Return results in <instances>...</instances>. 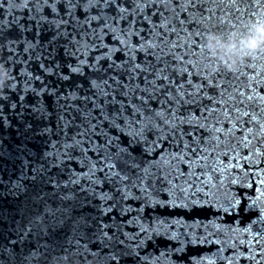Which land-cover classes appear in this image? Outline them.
Returning a JSON list of instances; mask_svg holds the SVG:
<instances>
[{
  "label": "water",
  "instance_id": "95a60500",
  "mask_svg": "<svg viewBox=\"0 0 264 264\" xmlns=\"http://www.w3.org/2000/svg\"><path fill=\"white\" fill-rule=\"evenodd\" d=\"M65 3L0 8V264H264V55L202 48L264 0Z\"/></svg>",
  "mask_w": 264,
  "mask_h": 264
},
{
  "label": "clouds",
  "instance_id": "9594fccd",
  "mask_svg": "<svg viewBox=\"0 0 264 264\" xmlns=\"http://www.w3.org/2000/svg\"><path fill=\"white\" fill-rule=\"evenodd\" d=\"M203 51L218 68L235 72L249 59L264 55V10L243 27L230 30L208 29L203 37ZM9 70L0 63V92L8 86Z\"/></svg>",
  "mask_w": 264,
  "mask_h": 264
},
{
  "label": "snow or ice",
  "instance_id": "6c2138e0",
  "mask_svg": "<svg viewBox=\"0 0 264 264\" xmlns=\"http://www.w3.org/2000/svg\"><path fill=\"white\" fill-rule=\"evenodd\" d=\"M100 2V0H89L90 6H95L96 4H98ZM103 3L107 6V7H113V5H118L120 3V0H103ZM4 4H3V0H0V8H3ZM65 6L67 7H71L74 6L73 5V0H66ZM123 11V10H121ZM3 29H0V32H2ZM43 67V66H41ZM56 67H59V65H56ZM6 69H8L5 66ZM68 68L70 70V73H74V74H81V69L80 67L76 66H72L71 64L68 65ZM11 74L9 72V80L11 79ZM38 79V78H37ZM61 79L67 81L69 79V76H63L61 77ZM249 99H251V97H249ZM262 100H264V97H261ZM94 106H95V102H93ZM101 115L103 116V118L105 120L108 119V117L103 114V112L101 111ZM246 115V113H245ZM90 127L92 129H94L96 127V125L91 124V122L89 121ZM250 131V130H249ZM39 134H43V132L39 133ZM80 135H85V133H81ZM141 136H143V133H140ZM135 138V137H133ZM90 141V138H89ZM244 142V138L241 139V143ZM79 143H83V141H79ZM145 143V152L147 154L148 151V145H147V141H144ZM112 141L108 140L106 145H101L100 147L105 148V153L103 154V166L101 167V171H104L105 169H107V172L110 173L111 175L109 176V178L115 176V177H119L120 180H126L128 177L127 175H121V173L123 172V168L121 167V165L123 164L124 166L127 167H131V168H139L140 165L135 163L134 160L129 161L127 159H123L121 158V153H126L125 149H119L116 152H107V149L109 147H111ZM154 147V144H153ZM92 150L97 151L99 154V148H96L95 146L92 148ZM126 156H131V153H126ZM180 159H183V157H180ZM119 169V170H117ZM145 171L147 172V169H145ZM238 203V202H237ZM256 240V243H259V239L258 238H254ZM112 259L115 260L116 256L113 255Z\"/></svg>",
  "mask_w": 264,
  "mask_h": 264
}]
</instances>
